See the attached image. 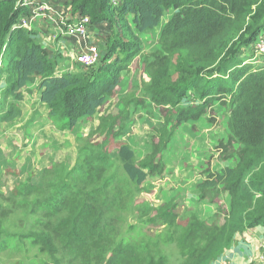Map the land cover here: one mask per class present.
Wrapping results in <instances>:
<instances>
[{"label": "trees", "instance_id": "obj_1", "mask_svg": "<svg viewBox=\"0 0 264 264\" xmlns=\"http://www.w3.org/2000/svg\"><path fill=\"white\" fill-rule=\"evenodd\" d=\"M34 1L55 8L65 6L64 15L88 16L90 29L104 33L97 45L98 64L78 65L76 71L57 74L58 60L49 56L34 34L24 28L13 29L29 10L16 7L15 0H0V81L5 76L0 84V120L7 123L21 116L12 101L22 102L24 89L37 82L40 104L47 107L50 119L65 121L62 129L74 128L81 118L100 115L98 129L107 131L105 139L99 135L102 140L84 146L69 169L61 163L52 164L49 169L58 170L47 174L51 182L42 187L27 182L12 192L10 200H21L25 210L21 220L26 217L27 226L32 224L28 236L47 256L48 264H169L170 246L178 248L180 264H213L231 249L236 236L255 233L258 226L264 230V69L257 67L258 71L251 72L245 59L239 58L245 47L247 52L251 50V43L264 33V0ZM166 12L170 15L159 35V47L146 56L150 61L143 63V72L150 80L143 95H149L158 106L173 109V119L167 118L172 119L174 130L181 122L197 121L207 100L218 101L230 114L231 137L226 146L217 148L223 149V154L228 147H236L235 158L227 156L235 166L206 170L198 185L203 200V194L218 188L228 197L225 213L219 205L212 223L191 211L187 212L188 220L179 222L171 202L159 206L155 214L138 213L140 207L151 208L132 205H136L133 196L142 191L141 180L135 178L138 188L128 182L104 150L109 138L123 134L124 130L116 128L126 112L105 117L101 109L115 92L121 72L142 51L138 35L160 25ZM175 73L177 83L172 84ZM216 74L221 79L206 85V79ZM204 81L205 86L197 91L203 104L179 107L187 91L184 87ZM138 103L143 100L138 98ZM171 137L163 136L147 155L151 173H163V161L154 160V156L161 154ZM122 145L118 152L125 151L135 160L134 153ZM144 161L136 163L137 175L143 173ZM51 170H43L39 179L44 181L45 171ZM123 172L128 178L133 175L124 167ZM42 216L45 223L38 220ZM139 225L156 228L155 237L142 235L140 243L125 242L124 237ZM2 236L0 225V239Z\"/></svg>", "mask_w": 264, "mask_h": 264}, {"label": "rangeland", "instance_id": "obj_2", "mask_svg": "<svg viewBox=\"0 0 264 264\" xmlns=\"http://www.w3.org/2000/svg\"><path fill=\"white\" fill-rule=\"evenodd\" d=\"M16 6H17V0ZM45 4V3H43ZM58 12L60 7L55 8ZM62 10V9H61ZM63 11V10H62ZM170 12H166L162 23L152 30H147L138 35L142 51L133 62L126 66V70L122 71L120 80L115 88V92L111 98H108L105 106L101 109V114L105 117L114 116L118 113L122 114V122H119L116 131L124 130L123 134L116 139L109 138L104 150L110 153L112 161L119 167V173L126 177L128 182L134 183L138 188L135 178L141 180L139 188L141 192L133 196V207L137 208L148 205L150 209L144 208L138 210L146 212L150 215L155 214L159 206L171 202L175 205L173 213L179 216V222L187 217V212L195 213L202 221L212 223L215 210L223 208L225 213V204L227 205V195L222 193L220 189L212 191L203 198H200V191L198 185L201 184L205 171L210 172L220 171L226 167L235 166V161L232 160L236 156V147H228L226 153L222 154L223 149H218V145H227L231 137V131L228 129V122L230 114L227 109L220 105L218 101L207 100L206 109L201 117L194 122H181L177 129L174 130L172 125L171 112L173 109L169 107L158 106L153 103L151 98L143 95L146 93V87L149 83V76L143 72V63L149 60L147 55H151L158 49V38L161 34L162 28L169 18ZM87 29V37L85 42L71 36L70 39L75 42V46L71 47L76 50V53H82L86 42L93 44L96 48L100 43V38L104 36L103 31L92 28L90 29V18ZM46 22L56 27L50 20L37 19V22ZM44 23V24H46ZM47 25V24H46ZM47 31H54L53 28L47 27ZM49 31V32H50ZM55 37V36H54ZM255 43L250 45L252 50L246 53V47L242 54L239 56L245 59V65L251 68V72L258 71L257 67H263L264 59L255 56L253 49ZM79 53V54H80ZM118 54V53H117ZM66 58L68 56H65ZM250 58H252L250 60ZM256 58V59H254ZM100 58L98 56L99 62ZM58 65V64H56ZM71 65L72 68L77 70L76 66L82 65L78 56L72 61L70 58L65 59L63 66ZM64 69H62L63 71ZM74 71V69H73ZM177 73V72H176ZM176 73L171 77L170 82L176 84L178 75ZM63 74V73H61ZM220 74L213 75L206 79V85H213L216 81L220 80ZM228 77V76H227ZM1 77L0 84H3ZM229 79V78H228ZM195 84V85H194ZM38 83L28 84L22 92V102L15 103V106L21 111V116L12 122L3 123L0 120V225L3 231V236L0 239V264H48L47 256H43L38 246H34L33 237L28 236L31 233L32 224L27 226L28 219L26 217L21 220L25 214V210L20 206V199H12L13 191L24 183L32 182L40 187L44 182H51L49 175L53 174L55 170L49 169L52 164L61 163L66 165L68 169L74 163L78 152L88 143L94 140H102L106 138L107 131L98 129V120L100 115L95 118H81L77 125L72 129H62L65 127V121L50 119L44 116V108L38 101L39 89ZM205 86V81L200 83H190L185 86L186 94L180 102V106L185 108H193L203 104L204 99L198 94L199 87ZM196 89V90H195ZM145 91V92H144ZM203 96V95H202ZM209 98L208 96H203ZM138 98L143 100V103H138ZM36 111V117H32L31 113ZM48 112V111H47ZM101 115L100 119L103 118ZM167 116L172 119L168 120ZM46 119V126L39 130L42 120ZM174 130V133H172ZM99 135H103L99 138ZM171 135L170 141L161 150V154L154 156V160L161 158L163 173L156 175V172L151 173L147 168L146 157L152 151V148L159 146V142L163 136ZM92 141V142H90ZM122 144L127 145L135 156V160L128 155L126 156L123 151L118 152V149L124 147ZM154 144L153 146H151ZM162 147V144L160 145ZM231 151L233 152L231 154ZM232 156L228 160L227 156ZM127 157V163L123 161ZM145 159L141 165L143 168L139 175L135 173L136 163H140ZM49 163V166H46ZM132 164V167L130 166ZM46 167V168H45ZM64 167V166H62ZM66 167V168H67ZM123 167L128 178L124 172ZM65 168V167H64ZM43 170L46 179L42 181L40 175ZM56 176H60L57 173ZM220 191V192H219ZM221 207H218V206ZM159 211V210H158ZM128 214H132L129 212ZM45 217L38 218L39 222L45 223ZM188 220V218H186ZM223 217H220L222 222ZM140 219L134 221L139 222ZM129 222V221H128ZM186 223H182L184 226ZM41 226V225H40ZM38 226V227H40ZM156 228H150L146 225L137 226L128 237H124L125 242L140 243V237L152 236L155 237ZM264 231L261 226L255 228ZM231 241L232 247L243 246V243L249 244L252 250H255L253 256L249 258H241L240 263H245L250 260L249 264H264V242L259 241L255 233L246 235L241 233ZM251 239V240H250ZM19 246V249H17ZM256 247V249H254ZM178 248L170 246L167 248V255L169 264H180V259L177 257ZM231 251L230 247L225 250L224 254L213 264H238L234 259L229 256Z\"/></svg>", "mask_w": 264, "mask_h": 264}, {"label": "built area", "instance_id": "obj_3", "mask_svg": "<svg viewBox=\"0 0 264 264\" xmlns=\"http://www.w3.org/2000/svg\"><path fill=\"white\" fill-rule=\"evenodd\" d=\"M16 7H23L29 10V15L23 17L19 20L18 24L13 27V29L24 28L29 29L37 19H48L50 20L65 36L68 33L72 37L79 40L88 39L87 29L89 25V20L86 17L75 16L74 18L68 19L62 12L55 11L54 7L48 5L47 3H39L34 0H17ZM70 38V36H69ZM253 52L255 56L264 59V39L259 40L255 43ZM99 52L92 44L86 42L84 50L78 55L79 62L86 67L93 66L98 61ZM252 58H250L251 60ZM256 59V58H254Z\"/></svg>", "mask_w": 264, "mask_h": 264}, {"label": "crops", "instance_id": "obj_4", "mask_svg": "<svg viewBox=\"0 0 264 264\" xmlns=\"http://www.w3.org/2000/svg\"><path fill=\"white\" fill-rule=\"evenodd\" d=\"M58 8V7H57ZM63 11L66 9L65 6L60 7ZM61 9H58V12L63 11ZM68 19L74 18L70 16L69 14L65 15ZM46 22H37L35 26L33 25L28 29L31 33L34 34V37L38 40L39 44L42 46V48L46 49L47 51L50 52V57H53L58 60V65L56 68V73L61 74L65 73L66 70L68 71H73L71 65L69 66H63L65 59L70 58L72 61L79 55V53H76V50H72L71 47L75 46V42H73L69 38V36H65L64 34L61 33V31L57 28L54 27L52 24H44ZM47 27L53 28L54 31H47ZM55 36V37H54ZM264 39V33L260 34L257 37V41ZM84 48V46H82ZM252 50V49H251ZM246 53H248L246 51ZM65 56H68L67 58ZM62 69H64L62 71ZM37 88L39 89V85H37ZM38 101L40 102V90L38 94ZM42 105V104H41ZM45 112L44 116L47 117V107L42 105ZM32 117H36V111L31 113ZM46 126V119L42 120V123L39 126V130H42L43 127ZM46 166H49V163H46ZM46 168V167H45ZM246 235V234H245ZM257 236L258 242L262 240L264 242V231L258 229V231H255V237ZM247 237V236H246ZM247 240V239H246ZM251 240V239H250ZM256 249V247L254 248ZM255 250H252L251 246L249 244L243 243V246L241 247L240 245L237 247H232L231 251L229 252V256L234 259L238 264H249L250 260L246 261L245 263H240L241 258H251L254 254Z\"/></svg>", "mask_w": 264, "mask_h": 264}, {"label": "clouds", "instance_id": "obj_5", "mask_svg": "<svg viewBox=\"0 0 264 264\" xmlns=\"http://www.w3.org/2000/svg\"><path fill=\"white\" fill-rule=\"evenodd\" d=\"M92 45H93V44H92ZM96 48H97V47H96ZM251 49H252V48H251ZM96 64H98V62H97ZM96 64H95V65H96ZM92 118H93V117H92ZM87 119H88V118H87ZM231 248H232V247H231Z\"/></svg>", "mask_w": 264, "mask_h": 264}]
</instances>
